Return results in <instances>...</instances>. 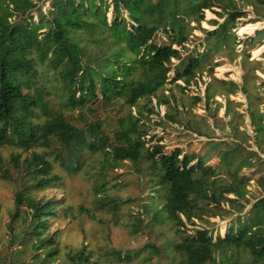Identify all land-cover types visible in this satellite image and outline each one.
<instances>
[{"label":"trees","instance_id":"1","mask_svg":"<svg viewBox=\"0 0 264 264\" xmlns=\"http://www.w3.org/2000/svg\"><path fill=\"white\" fill-rule=\"evenodd\" d=\"M206 11L217 17L208 22L213 30L202 28ZM246 20L253 24L247 28H258L264 0H0V148L29 154L17 153L9 161L20 174L12 220L23 228L11 234V242L23 248L9 260L0 253V264H28L21 257L29 247L35 251L29 264L59 259V241L49 232L59 203L34 196L62 180L56 168L73 177L99 164L94 208L116 214L127 201L110 193L108 176L125 162L150 188L151 203L143 214L154 225L172 224L181 264H234L228 256L233 249L245 251L248 264H264V175L255 180L258 198H251L244 180L245 171L264 164V80L257 74L264 73V51L261 60H252V52L264 48V27L240 37ZM196 30L205 38L192 48ZM159 33L168 44L155 43ZM220 58L240 59V83L215 76ZM200 82L205 93L190 96L193 107L202 104L214 117L224 108L235 143L221 142L216 165L209 156L168 151L147 140L161 107L166 108L161 127L213 140L175 92L186 94ZM238 94L247 102L243 112V104L231 98ZM99 103L128 110L113 138L104 122L93 118ZM246 116L252 134L244 127ZM0 177L11 179L3 161ZM216 218L230 219L225 236H214L210 219ZM24 239L32 243L27 246ZM148 248L154 246L114 251V260L131 264ZM59 264L104 263L84 247L68 252Z\"/></svg>","mask_w":264,"mask_h":264},{"label":"rangeland","instance_id":"2","mask_svg":"<svg viewBox=\"0 0 264 264\" xmlns=\"http://www.w3.org/2000/svg\"><path fill=\"white\" fill-rule=\"evenodd\" d=\"M252 18V17H251ZM217 19V17L210 11H206V21L202 23V28L206 30H213L208 22ZM34 20H37L34 17ZM223 20H220L222 22ZM245 21L241 28L245 31L238 35L250 36L254 32L264 27V21L257 24L258 28H247L253 24H247ZM205 38V35L196 30L193 36L190 37L192 41V48L195 44L199 45ZM168 37L164 33H159L156 36L155 43L159 45L168 44ZM243 46H239L237 50H242ZM258 51L252 52V60H261ZM237 61L231 63L227 58H220L221 66L215 71V76L221 79H231L238 83L241 82L242 72L240 66H237ZM264 80V73H257ZM209 77H204L203 82H209ZM199 83L198 86L193 85L186 94H182L179 90H175L177 97H183L187 104L185 111H192L191 116L193 120L199 124L203 131L211 132L213 140L210 141L206 137H198L190 132L183 131L176 126L161 127L159 121L164 117L166 108H159L160 116H153L150 122L151 137H149V144L161 142L166 146L168 151L181 148L185 154H195L201 156H209L212 158L211 164L216 165L218 159L216 157L220 149L221 142H226L234 145L233 133L228 126L229 118L225 117V109L214 117L208 114L203 105L199 104L193 107L190 96H196L200 93L204 96L205 84ZM179 84H182L179 82ZM167 89L174 88L168 84ZM264 91V90H263ZM168 94V92H166ZM236 102L243 104L239 110L243 112L246 109V99L242 94L231 97ZM216 99L225 105V102L220 97ZM155 106V102H154ZM93 118L104 122V131L111 137L119 130V120L126 116L128 110L121 106H108L99 103L95 107ZM183 110L182 108H180ZM135 115V109H133ZM244 127L252 134V128L249 119L246 116ZM242 126L241 129H244ZM157 136V139H155ZM253 149H256L255 147ZM17 153H21L23 157L29 154L16 150L13 147L0 148V161L7 163L9 168V175L11 179H2L0 177V253L6 256V259L12 257L15 250H21L23 246L16 242H11L12 233H21L23 231L22 225L13 222L12 215L15 213V197L16 192L20 190L18 182L20 174L14 169L13 165L9 164L12 157ZM264 159V155L262 156ZM99 167V164L94 165V168ZM95 170L90 169L87 172L84 170L73 177H68L64 172L56 168L62 180L58 182L54 188L44 191H37L34 196L37 199L58 201L59 206L56 211V217L52 220L49 232L53 234L59 241L60 255L59 259L54 264H59L65 259V256L70 251L82 250L87 247L94 259L101 260L104 264H122L114 260V251H121L123 253L136 252L151 245L154 248H148L142 255L131 264H181V258L174 251V244L180 239L173 229L169 221L154 225L150 223V217L143 214L144 206L151 203L150 188L146 185V180L140 177L133 169L130 162H125L118 170L111 169L109 171L107 188L110 193L127 201V205L121 207L116 214L107 212H99L94 208L95 193L93 190V182ZM244 180L250 183L248 190L251 198H258L261 192L258 189L255 180L259 176L264 175V164L252 171L244 172ZM88 210L95 213L97 219L93 220L91 217L82 212ZM143 221L140 223L139 219ZM214 224V236L218 234L225 236L227 226L230 219L221 222L219 218L210 219ZM120 225L117 226L116 224ZM198 226L205 227L202 223L197 222ZM129 226L125 228L124 226ZM140 227V229H139ZM192 226H189L191 229ZM12 229V230H11ZM24 243L29 246L32 240L24 239ZM26 255L21 257L22 262L31 263L35 251L29 247ZM228 256L234 264H248L249 256L243 250L233 249L228 251Z\"/></svg>","mask_w":264,"mask_h":264},{"label":"water","instance_id":"3","mask_svg":"<svg viewBox=\"0 0 264 264\" xmlns=\"http://www.w3.org/2000/svg\"><path fill=\"white\" fill-rule=\"evenodd\" d=\"M263 51H264V48H263V50L260 53H262Z\"/></svg>","mask_w":264,"mask_h":264}]
</instances>
